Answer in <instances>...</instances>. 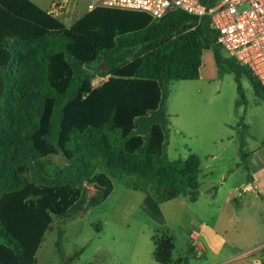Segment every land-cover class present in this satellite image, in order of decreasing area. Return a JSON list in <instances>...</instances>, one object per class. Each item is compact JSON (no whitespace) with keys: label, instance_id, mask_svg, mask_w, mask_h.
<instances>
[{"label":"trees","instance_id":"obj_1","mask_svg":"<svg viewBox=\"0 0 264 264\" xmlns=\"http://www.w3.org/2000/svg\"><path fill=\"white\" fill-rule=\"evenodd\" d=\"M210 49L241 101L243 76L264 100L249 72L223 58L207 18L101 8L68 29L30 0H0V264H37L54 220L100 206L112 179L159 204L197 201L200 161L169 159L166 105L172 82L199 80ZM102 62L109 78L93 88ZM152 243L156 264H186L173 261V237L155 233Z\"/></svg>","mask_w":264,"mask_h":264},{"label":"rangeland","instance_id":"obj_2","mask_svg":"<svg viewBox=\"0 0 264 264\" xmlns=\"http://www.w3.org/2000/svg\"><path fill=\"white\" fill-rule=\"evenodd\" d=\"M50 2L37 3L45 11ZM85 11L82 7L81 12ZM225 66L216 63L210 49L203 55L199 80L172 82L169 87L167 154L171 161L188 160L190 156L199 159L198 200L193 203L182 196L159 204L112 179L114 190L100 206L72 220H54L45 236L39 264H61L62 255L73 259V264H155V233L175 239L174 260L183 255L198 256L196 240L203 247L222 240L235 241L245 247L244 251L264 243V202L253 201L249 195L238 206L226 201L238 187L233 185L235 179L245 178L248 162L239 154L240 125L244 124L247 103L240 100L235 75ZM106 68L105 62L100 63L94 68L98 70L96 76ZM241 82L250 108L254 103L252 86L245 76ZM252 128L260 133L262 122L252 120ZM54 162L65 164L59 157ZM94 193L90 188L88 198ZM110 248L116 258L108 255ZM204 250L201 259L210 254Z\"/></svg>","mask_w":264,"mask_h":264},{"label":"built area","instance_id":"obj_3","mask_svg":"<svg viewBox=\"0 0 264 264\" xmlns=\"http://www.w3.org/2000/svg\"><path fill=\"white\" fill-rule=\"evenodd\" d=\"M204 0H90L88 12L113 9L141 12L154 20H161L175 11L199 19L207 18L217 34V44L228 59L234 60L264 88V0H218L208 6ZM71 0H52L48 16L61 23L65 21ZM109 76H97L92 87L103 85ZM100 85V86H101ZM202 238L199 234L197 239ZM199 257L204 247L194 242Z\"/></svg>","mask_w":264,"mask_h":264},{"label":"crops","instance_id":"obj_4","mask_svg":"<svg viewBox=\"0 0 264 264\" xmlns=\"http://www.w3.org/2000/svg\"><path fill=\"white\" fill-rule=\"evenodd\" d=\"M30 1L40 7V5L37 3L38 0ZM89 2L90 0H71L70 9L67 12L65 21L62 23L63 26L69 29L74 26L77 22H79L85 15H87L89 13L87 9V5L89 4ZM82 7L86 8V11L84 13L81 12ZM241 83L243 89L245 90L244 83ZM249 83L251 84L250 81ZM253 95L254 103L253 105H251L250 108L248 100L246 102V98L243 102L247 103V108L244 112L245 115L243 122L244 125L248 128L247 135H245L244 140V157H242L240 153L239 146V154L241 158L248 162L245 168L246 175L243 180L235 179L233 185L238 184V187L235 188V191L229 193V196L226 200L227 203H234L237 206L240 205V201H242L245 195H249L253 201L260 200L264 202V100L255 94L254 89ZM252 120L262 122V130L260 133H255L253 131ZM217 192L218 190H216L215 194H217ZM235 192H237V195L235 194ZM43 245L44 243L42 244L36 256L37 264H39V255L43 250ZM204 247L208 253L210 252L208 257H206L205 259H201L203 257L198 256L193 257L191 255H183L176 260L173 259V261L176 262L181 259L184 260L186 264H264V243L259 247L250 249L248 251H244L245 247L240 246L237 242L228 240L214 242L212 245L208 244ZM107 252L108 255L112 256L113 258H116L113 249L110 248L107 250Z\"/></svg>","mask_w":264,"mask_h":264}]
</instances>
